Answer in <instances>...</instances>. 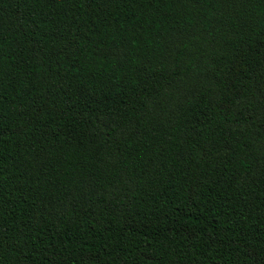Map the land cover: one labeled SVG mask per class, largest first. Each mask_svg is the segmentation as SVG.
Listing matches in <instances>:
<instances>
[{"label":"trees","instance_id":"16d2710c","mask_svg":"<svg viewBox=\"0 0 264 264\" xmlns=\"http://www.w3.org/2000/svg\"><path fill=\"white\" fill-rule=\"evenodd\" d=\"M0 264H264V0H0Z\"/></svg>","mask_w":264,"mask_h":264}]
</instances>
